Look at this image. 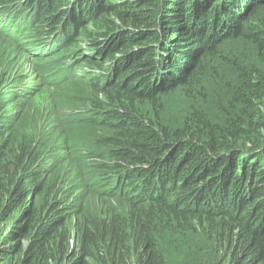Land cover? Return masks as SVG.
Masks as SVG:
<instances>
[{
  "label": "trees",
  "instance_id": "trees-1",
  "mask_svg": "<svg viewBox=\"0 0 264 264\" xmlns=\"http://www.w3.org/2000/svg\"><path fill=\"white\" fill-rule=\"evenodd\" d=\"M0 6L24 26L31 20L16 41L21 49L54 46L28 60L58 105L37 122L31 110H0V264H169L161 227L197 228L221 264H264V0ZM80 37L88 43L79 45ZM230 40L252 47L242 57L248 64L222 57ZM66 53L86 73L66 71L69 79L56 84L45 58L60 62ZM215 55L241 79L222 118L193 111L171 128L137 108L177 88L190 91ZM40 158L52 168H40Z\"/></svg>",
  "mask_w": 264,
  "mask_h": 264
},
{
  "label": "rangeland",
  "instance_id": "rangeland-1",
  "mask_svg": "<svg viewBox=\"0 0 264 264\" xmlns=\"http://www.w3.org/2000/svg\"><path fill=\"white\" fill-rule=\"evenodd\" d=\"M89 29L91 30L92 27ZM86 43L88 38L80 37L79 45ZM219 53L222 57H229V61L232 58L236 59L240 64L249 63V60L242 62L245 54H254L252 47L243 40H230L224 43ZM227 61H223L218 55L206 59L204 69L195 84L190 87V91L186 90L188 88H177L158 96L156 104L138 103L137 108L150 117L158 114V117L154 118L171 128L182 126L186 121L185 118H188L193 111L207 113L212 120L222 118L224 110L230 105L233 92L241 82L239 73L231 66L223 64ZM79 75H81L80 71L76 76L80 77ZM88 77L96 78L98 75L90 73ZM1 80L3 85L0 86V96L4 101L12 97L15 92L24 91V94L16 98L12 97L13 103L0 102V110L9 105L7 113L11 112L19 116L26 110H31L30 114L33 115L34 122H37L38 117H42V121H45L47 116L51 117L52 114L57 113L58 105L54 90L44 85L35 65L28 60L22 49L10 44L8 40H0ZM252 109L254 108L250 110ZM38 110L40 112L37 116ZM38 165L40 168H52L51 162L43 158H40ZM65 171L68 177H74L73 167L70 166ZM41 172L44 173L45 170ZM1 229L2 225L0 232ZM206 240L197 228L190 231L183 229L173 231L166 227L158 229V242L169 264H221L218 250Z\"/></svg>",
  "mask_w": 264,
  "mask_h": 264
},
{
  "label": "clouds",
  "instance_id": "clouds-1",
  "mask_svg": "<svg viewBox=\"0 0 264 264\" xmlns=\"http://www.w3.org/2000/svg\"><path fill=\"white\" fill-rule=\"evenodd\" d=\"M56 46H58L59 48H61L63 46V43H60L59 42V43H57ZM84 49H85V54L84 55H86V54H92V52H90V51L88 52V50H87L88 48L85 47ZM52 57H53V55H51V54L50 55H47L46 58H45V60L47 62H49V61L51 62L52 61V63H54L53 65L51 63L48 64V68L50 69V71L53 74H56L58 71L64 69V70H68V71L71 70V72H70L71 77H75L76 74H77V72H79V71L81 72V75H79L80 77L81 76H85L86 69L85 68H80L78 66H75L74 65L73 56L70 53L64 54L63 55L64 58L60 62H56L55 61V58H52ZM67 60H68V62H66ZM95 73L99 76V73L98 72H95ZM70 75H67L66 77L62 78V80L59 79L56 84H61L62 82L68 80ZM48 80H50V81H49V83L46 81V83H47L46 85L47 86H51L50 84H52L54 82L53 81V78H48ZM84 113H86V112H84Z\"/></svg>",
  "mask_w": 264,
  "mask_h": 264
},
{
  "label": "bare ground",
  "instance_id": "bare-ground-1",
  "mask_svg": "<svg viewBox=\"0 0 264 264\" xmlns=\"http://www.w3.org/2000/svg\"><path fill=\"white\" fill-rule=\"evenodd\" d=\"M33 51V50H32ZM31 51V49H22V52L24 53V54H26L27 56H28V58L31 60V57L33 56V54H35V55H38V54H42V55H44V54H47L48 53V51H45V52H42V53H37V52H35V53H33ZM34 60V59H33ZM36 67V66H35Z\"/></svg>",
  "mask_w": 264,
  "mask_h": 264
}]
</instances>
